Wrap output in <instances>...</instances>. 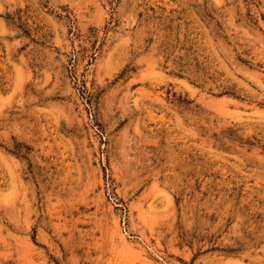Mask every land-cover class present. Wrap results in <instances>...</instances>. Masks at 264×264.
Here are the masks:
<instances>
[{
    "label": "rangeland",
    "instance_id": "rangeland-1",
    "mask_svg": "<svg viewBox=\"0 0 264 264\" xmlns=\"http://www.w3.org/2000/svg\"><path fill=\"white\" fill-rule=\"evenodd\" d=\"M0 264H264V0H0Z\"/></svg>",
    "mask_w": 264,
    "mask_h": 264
}]
</instances>
